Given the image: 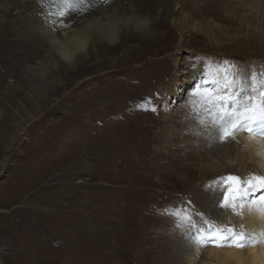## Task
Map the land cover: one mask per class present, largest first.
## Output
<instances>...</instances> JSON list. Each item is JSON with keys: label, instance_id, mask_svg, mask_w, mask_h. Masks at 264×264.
<instances>
[{"label": "rangeland", "instance_id": "rangeland-1", "mask_svg": "<svg viewBox=\"0 0 264 264\" xmlns=\"http://www.w3.org/2000/svg\"><path fill=\"white\" fill-rule=\"evenodd\" d=\"M35 1L0 0V264L204 258L214 212L242 202L223 204L227 177H264L220 160L264 113V0H85L117 36L59 61L44 99L19 86L44 85L24 67L48 42L16 24ZM39 2L71 19L82 5Z\"/></svg>", "mask_w": 264, "mask_h": 264}, {"label": "bare ground", "instance_id": "bare-ground-1", "mask_svg": "<svg viewBox=\"0 0 264 264\" xmlns=\"http://www.w3.org/2000/svg\"><path fill=\"white\" fill-rule=\"evenodd\" d=\"M35 5V9L37 11L41 10V13L37 12L39 15L33 14L31 17H28L26 14L24 16H18L16 24L20 27L19 33H21L23 37L30 36L34 40H36L37 37H43L44 40L48 42L46 43L49 48L47 47V49L45 46L42 47L41 45L43 48L42 51L35 49L41 54L40 57L32 64H28L24 67V72H26V74L40 79L44 85L40 86V84L32 80H25L20 81L19 86L26 87L27 92H29L30 88L36 87L37 89L38 87L40 90H38L37 94L43 96L42 98L44 99L49 95L48 92L50 93L52 89L51 79L53 78L51 77L56 79V76H58L52 73L51 70L53 68L57 69L59 61L70 63L74 58L78 59L79 56L86 57L88 46L95 48V45L101 43L99 39L101 37L114 38L117 36V28L115 24H109L107 20L103 22L100 18L98 19V17L94 16V12L91 11L92 9L89 5H78L77 11L79 10L80 15L72 19L71 16H67V11H63L65 9L61 10V8H58L60 10H58V12L53 11L52 14L54 15L51 16L50 13L47 12L49 8L39 9V7H42L39 0L32 3V6ZM37 5L39 7H37ZM129 8L137 10L136 17L141 23L148 19L143 16L139 8L137 9V7L133 5H130ZM156 9L155 12L158 11ZM134 16L135 13L132 14V17ZM23 17L25 18L24 22L22 21ZM22 43H26L27 45V42ZM51 53H53V55L54 53L58 55L55 57ZM48 73L50 74L49 76ZM251 128H253V125ZM235 135L238 137L237 139H239L241 144H235L236 150L233 156L226 155L228 159L221 158L220 160L227 162L230 159L232 166H234L238 173H247V175L249 173L256 174L259 173L260 170V174L264 175V134H260L258 129H254L248 131L237 130ZM221 154L224 155L226 153ZM247 164L250 166L249 170ZM3 165L4 164H1L0 172L3 170ZM257 183L258 182H256V184ZM262 196H264V190L258 189L256 192H249L245 200L242 202H234L236 207L233 208L231 206L227 213L224 212L221 214L214 212L213 214L214 226L216 228L225 230L226 234H228L227 230L231 228L236 234L243 233L246 239L254 242L248 243L244 247L235 246L234 241L231 242L232 246H227V244L226 246L211 244L209 248H204V250H201V245L197 244L194 251H202V253H200L204 258L195 260L194 264H264V201L260 199ZM241 204H243V207H241ZM189 264H193L192 258H190Z\"/></svg>", "mask_w": 264, "mask_h": 264}, {"label": "snow or ice", "instance_id": "snow-or-ice-1", "mask_svg": "<svg viewBox=\"0 0 264 264\" xmlns=\"http://www.w3.org/2000/svg\"><path fill=\"white\" fill-rule=\"evenodd\" d=\"M81 4L85 3V0H80ZM204 76V73H201L198 77H193L194 80L200 79ZM206 80H201V82L197 85V87H204L206 85ZM251 124L253 125V128H250L249 130L258 129L260 134H264V113L260 115L257 119H252ZM231 136V132H225V137ZM258 183L253 184L251 181L248 182V187L244 188L243 191H239V184H240V177L237 176H228L227 181L229 183V187L227 188V193L223 195V204L227 205L229 199L231 198L233 201L236 200H245L249 192H256L259 190H264V178H257ZM261 201H264V196L260 197ZM233 208L236 207L235 203L232 205ZM241 207H243V204H241ZM206 232L208 233L207 236V243L208 244H214L216 246H232L231 242H235V246L237 247H244L248 243H252L254 241L246 239L245 235L243 233L236 234L235 231L231 228L227 230L228 234H224L223 229L215 228L211 224H208L206 227Z\"/></svg>", "mask_w": 264, "mask_h": 264}]
</instances>
